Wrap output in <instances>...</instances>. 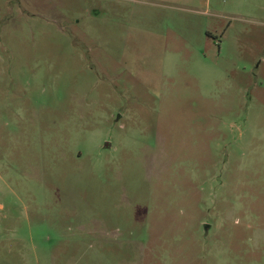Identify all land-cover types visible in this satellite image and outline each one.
<instances>
[{
  "label": "rangeland",
  "instance_id": "obj_1",
  "mask_svg": "<svg viewBox=\"0 0 264 264\" xmlns=\"http://www.w3.org/2000/svg\"><path fill=\"white\" fill-rule=\"evenodd\" d=\"M0 264H264V0H0Z\"/></svg>",
  "mask_w": 264,
  "mask_h": 264
},
{
  "label": "water",
  "instance_id": "obj_2",
  "mask_svg": "<svg viewBox=\"0 0 264 264\" xmlns=\"http://www.w3.org/2000/svg\"><path fill=\"white\" fill-rule=\"evenodd\" d=\"M108 146H109V144H108V143H106V144H105V148H107Z\"/></svg>",
  "mask_w": 264,
  "mask_h": 264
}]
</instances>
